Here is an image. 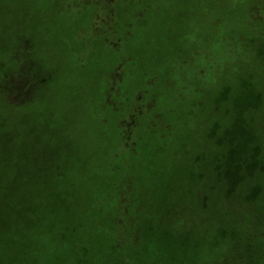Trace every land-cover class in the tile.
<instances>
[{
  "label": "rangeland",
  "instance_id": "rangeland-1",
  "mask_svg": "<svg viewBox=\"0 0 264 264\" xmlns=\"http://www.w3.org/2000/svg\"><path fill=\"white\" fill-rule=\"evenodd\" d=\"M252 7L0 0V264H226L264 227Z\"/></svg>",
  "mask_w": 264,
  "mask_h": 264
},
{
  "label": "trees",
  "instance_id": "trees-1",
  "mask_svg": "<svg viewBox=\"0 0 264 264\" xmlns=\"http://www.w3.org/2000/svg\"><path fill=\"white\" fill-rule=\"evenodd\" d=\"M97 10L95 11V16L97 15ZM250 16L252 20H264V1L253 0V7L251 8ZM249 42L254 45L257 55L261 58H264V39H261L259 42L253 40ZM247 44V42H241L243 47L242 49H245ZM17 84L18 82L14 83L15 86ZM118 210H120L121 216L127 214L128 210L126 209L124 201L118 203ZM251 235L252 236L248 237V240L245 244L242 245V243L237 241L232 244L230 248H228V250L223 254L224 256H222L223 260H227L226 264H264V227L261 225L258 233L256 235L252 233ZM213 264L221 263L217 261Z\"/></svg>",
  "mask_w": 264,
  "mask_h": 264
},
{
  "label": "flooded vegetation",
  "instance_id": "flooded-vegetation-1",
  "mask_svg": "<svg viewBox=\"0 0 264 264\" xmlns=\"http://www.w3.org/2000/svg\"><path fill=\"white\" fill-rule=\"evenodd\" d=\"M21 84L19 83V86H20Z\"/></svg>",
  "mask_w": 264,
  "mask_h": 264
}]
</instances>
